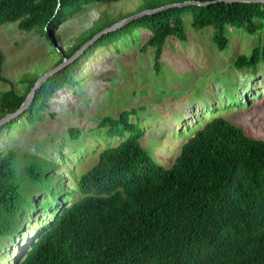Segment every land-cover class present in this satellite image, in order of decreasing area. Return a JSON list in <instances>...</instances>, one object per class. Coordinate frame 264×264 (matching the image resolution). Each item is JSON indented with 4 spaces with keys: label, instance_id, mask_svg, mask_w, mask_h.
Returning <instances> with one entry per match:
<instances>
[{
    "label": "trees",
    "instance_id": "1",
    "mask_svg": "<svg viewBox=\"0 0 264 264\" xmlns=\"http://www.w3.org/2000/svg\"><path fill=\"white\" fill-rule=\"evenodd\" d=\"M118 1L0 0V26L41 28L61 51L53 69L117 21L95 24L67 51L59 45L60 24L91 3ZM141 1L137 13L187 1L212 3L168 8L105 34L46 80L33 104L0 132L23 117L30 123L39 119L56 94L74 83L83 62L97 48L120 38L128 26L151 33L144 47L156 49L157 70L170 37L187 41L185 15L191 16L193 29L214 28L213 42L220 52L230 42L228 27L249 34L264 28V3ZM263 60L264 50L258 47L249 56H238L233 65L256 73ZM3 63L0 48V81L7 80ZM39 77L24 81L23 94L11 89L0 96V120L21 107ZM130 115L123 111L117 118L105 117L99 127L108 128L111 138L120 137L133 128ZM70 132L73 139L79 138V130ZM17 159L12 149L0 152V237L15 242L31 221L41 224L16 264H264V140L250 137L223 116L197 131L171 168L159 165L143 148L140 136L131 135L100 151L97 164L79 179L78 190L65 187L59 197L39 195L41 199L31 204L16 179ZM27 175L32 183L38 182L34 167ZM77 192L82 197L68 204Z\"/></svg>",
    "mask_w": 264,
    "mask_h": 264
},
{
    "label": "rangeland",
    "instance_id": "2",
    "mask_svg": "<svg viewBox=\"0 0 264 264\" xmlns=\"http://www.w3.org/2000/svg\"><path fill=\"white\" fill-rule=\"evenodd\" d=\"M142 3L84 6L60 24L59 45L69 50L95 24L118 23L137 14ZM184 21L187 41L170 37L158 70L156 49L144 47L151 33L128 26L120 38L97 48L83 62L74 83L56 94L39 119L30 123L23 117L0 132V152L12 149L18 154L15 175L30 204L39 195L59 197L65 187L78 190L79 179L97 164L100 151L131 135L140 136L143 148L164 168H171L183 145L215 117L223 116L250 137L264 140V60L256 73L233 65L240 55L249 56L258 47L264 50V28L249 34L228 27L230 42L220 52L213 27L193 29L190 15ZM0 48L2 75L7 78L0 81V96L11 89L25 93L24 81L42 76L61 55L41 28L22 31L16 23L0 26ZM123 111L131 112L133 128L111 138L108 128L99 125ZM70 129L80 131L78 139L71 137ZM30 167L39 173L37 183L28 178ZM81 197L77 192L68 204ZM40 224L31 221L15 242L0 237V264H16Z\"/></svg>",
    "mask_w": 264,
    "mask_h": 264
},
{
    "label": "water",
    "instance_id": "3",
    "mask_svg": "<svg viewBox=\"0 0 264 264\" xmlns=\"http://www.w3.org/2000/svg\"><path fill=\"white\" fill-rule=\"evenodd\" d=\"M221 1H225L227 3H264V0H218L216 2H221ZM211 3L212 2L187 1L184 3L170 4V5H167V6H164L161 8H157L154 10L148 9V10L139 12L137 14H134L132 16H129V17L121 20L120 22L115 23L112 26L104 29L103 31H101L100 33L95 35L92 39L87 41L71 58L64 59V61L60 65L56 66L55 68L49 70L48 72H46L45 74L40 76L38 78L37 82L35 83V85L32 87L29 95L27 96V98L25 99V101L21 105V107L16 112L8 114L0 120V129L3 128L6 124L17 119L22 113H24L33 104L35 97H36V94H37V90L39 88H41V86L43 85V83L46 80H48L51 76H53L54 74H56L57 72H59L60 70H62L66 66H68L69 64L75 62L78 58H80L86 52V50L91 45H93L97 40H99L105 34H108L110 32H114L120 28H123L124 26L130 24L131 22H133L135 20H139L141 18H144L147 15H151V14H154L156 12H160V11H163L165 9H168V8L185 7V6H190V5L207 6V5H210Z\"/></svg>",
    "mask_w": 264,
    "mask_h": 264
}]
</instances>
